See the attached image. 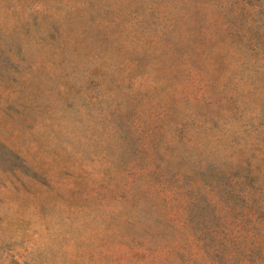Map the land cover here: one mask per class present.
<instances>
[{
	"label": "rangeland",
	"instance_id": "374dc122",
	"mask_svg": "<svg viewBox=\"0 0 264 264\" xmlns=\"http://www.w3.org/2000/svg\"><path fill=\"white\" fill-rule=\"evenodd\" d=\"M0 264H264V0H0Z\"/></svg>",
	"mask_w": 264,
	"mask_h": 264
}]
</instances>
